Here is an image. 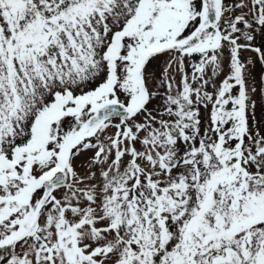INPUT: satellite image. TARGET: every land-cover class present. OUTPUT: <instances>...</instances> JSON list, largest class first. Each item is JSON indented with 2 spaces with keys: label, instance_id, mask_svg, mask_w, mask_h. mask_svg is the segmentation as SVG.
<instances>
[{
  "label": "snow or ice",
  "instance_id": "1",
  "mask_svg": "<svg viewBox=\"0 0 264 264\" xmlns=\"http://www.w3.org/2000/svg\"><path fill=\"white\" fill-rule=\"evenodd\" d=\"M0 264H264V0H0Z\"/></svg>",
  "mask_w": 264,
  "mask_h": 264
}]
</instances>
